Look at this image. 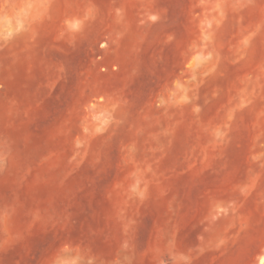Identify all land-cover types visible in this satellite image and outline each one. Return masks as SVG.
I'll use <instances>...</instances> for the list:
<instances>
[{
	"label": "rangeland",
	"instance_id": "rangeland-1",
	"mask_svg": "<svg viewBox=\"0 0 264 264\" xmlns=\"http://www.w3.org/2000/svg\"><path fill=\"white\" fill-rule=\"evenodd\" d=\"M0 264H264V0H0Z\"/></svg>",
	"mask_w": 264,
	"mask_h": 264
}]
</instances>
